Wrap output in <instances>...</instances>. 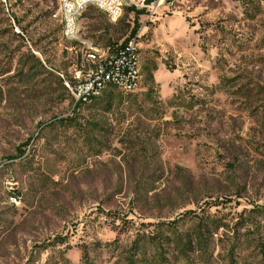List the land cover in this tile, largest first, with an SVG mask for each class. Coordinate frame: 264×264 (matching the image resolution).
Instances as JSON below:
<instances>
[{"label": "rangeland", "instance_id": "rangeland-1", "mask_svg": "<svg viewBox=\"0 0 264 264\" xmlns=\"http://www.w3.org/2000/svg\"><path fill=\"white\" fill-rule=\"evenodd\" d=\"M260 1L92 5L74 40L0 0V264H264ZM130 39L139 88L79 98Z\"/></svg>", "mask_w": 264, "mask_h": 264}, {"label": "built area", "instance_id": "built-area-1", "mask_svg": "<svg viewBox=\"0 0 264 264\" xmlns=\"http://www.w3.org/2000/svg\"><path fill=\"white\" fill-rule=\"evenodd\" d=\"M5 1V0H4ZM114 0H58L59 10L63 20V33L67 39H79V23L78 19L82 15L83 11L89 6H95L98 9L106 13L108 18L112 22H117L121 18H118L117 10L110 9V2ZM132 1L136 10H155L162 4H173L172 1L165 0H121ZM264 3V0L260 1ZM16 29L18 27L16 26ZM92 48V43H90ZM110 70L125 71V78H116L118 80V89L125 93H132L136 91L140 86V54L137 48L135 39H131L122 48L118 55L111 56V65H102L99 76H93V79L89 80V84L82 87L83 91L78 93V97L85 99V93L88 90L99 89L103 86V79L109 78ZM68 87L73 90L72 87ZM81 89V90H82ZM14 201H16L14 199Z\"/></svg>", "mask_w": 264, "mask_h": 264}, {"label": "bare ground", "instance_id": "bare-ground-1", "mask_svg": "<svg viewBox=\"0 0 264 264\" xmlns=\"http://www.w3.org/2000/svg\"><path fill=\"white\" fill-rule=\"evenodd\" d=\"M165 1H172V0H165ZM174 1H194V0H174ZM121 3H122L121 0H114V1L110 2V7L114 9L116 6H119ZM128 4H129V6H131V7L134 8V5L132 4V1H128ZM262 5H263V8H264V3H262ZM96 49L97 48H93V47L92 48H89L88 59H90L91 62L97 61V53H96L97 50ZM102 65H111V55L110 54H109V58L105 62L99 64V66H97V68H95L96 69V72L94 71L95 73H94L93 76H99V74L101 72ZM116 78H125V71L110 70L109 71V78L103 79V86L100 87L99 89L88 90L85 93V99H84V101L87 100L86 102H88V100H90L91 98L97 97L105 89H107L109 85L118 88V80H116ZM91 79H93V77L90 78V79H88V82H86L85 85L89 84V80H91ZM69 82H66L67 87H68V85L70 86V83Z\"/></svg>", "mask_w": 264, "mask_h": 264}, {"label": "trees", "instance_id": "trees-1", "mask_svg": "<svg viewBox=\"0 0 264 264\" xmlns=\"http://www.w3.org/2000/svg\"><path fill=\"white\" fill-rule=\"evenodd\" d=\"M129 9H130L131 11H136L138 14H144V13H145V10H136V9L133 8V7H129ZM138 29H139V24L136 23V25H135L134 28L132 29L131 36L134 37V36L136 35V33L138 32ZM130 40H131V39H130ZM128 41H129V40H128ZM128 41L125 42V43H123V44H121V45H115V44L109 45V46L107 47V50L110 52L109 54H110L111 56H116V55H118L119 52H120V50H121L122 48H124V46L128 43ZM108 87H111V85H109ZM112 87H114V86H112ZM94 98H96V97H94ZM78 102H79V103H78V106H80L81 103L83 102V100H80V101H78Z\"/></svg>", "mask_w": 264, "mask_h": 264}]
</instances>
